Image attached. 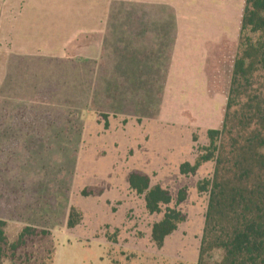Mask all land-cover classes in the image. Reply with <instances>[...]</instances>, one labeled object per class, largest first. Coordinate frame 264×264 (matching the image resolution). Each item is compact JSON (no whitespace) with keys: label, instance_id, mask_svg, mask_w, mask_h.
Wrapping results in <instances>:
<instances>
[{"label":"rangeland","instance_id":"1","mask_svg":"<svg viewBox=\"0 0 264 264\" xmlns=\"http://www.w3.org/2000/svg\"><path fill=\"white\" fill-rule=\"evenodd\" d=\"M38 44L0 41V219L8 242L24 226L47 235L30 237L14 262L7 251L2 264H195L208 199L197 184L212 177L214 162L188 176L179 165L193 163L206 131L221 125L231 49L206 88L171 94L162 118L140 126L100 104L102 63L75 54L82 42L63 46L61 56ZM192 110L203 119L189 122ZM131 171L166 189L169 206L185 216L160 248L150 230L162 213H148L129 188ZM180 189L185 199L175 204ZM70 207L81 220L67 228Z\"/></svg>","mask_w":264,"mask_h":264},{"label":"crops","instance_id":"2","mask_svg":"<svg viewBox=\"0 0 264 264\" xmlns=\"http://www.w3.org/2000/svg\"><path fill=\"white\" fill-rule=\"evenodd\" d=\"M243 5L244 0H0V41L36 42L57 56L63 46L82 42L75 54L102 63L100 104L145 126L162 118L171 94L206 88L208 74L223 71L219 65L230 49L231 72ZM198 111L185 114L189 122L197 121Z\"/></svg>","mask_w":264,"mask_h":264},{"label":"trees","instance_id":"3","mask_svg":"<svg viewBox=\"0 0 264 264\" xmlns=\"http://www.w3.org/2000/svg\"><path fill=\"white\" fill-rule=\"evenodd\" d=\"M206 137L208 144L196 148L194 162L179 165V173L188 176L202 163L214 162L212 177L197 184L208 199L195 264H264V0H244L222 122L219 128L208 129ZM127 181L143 197L148 213H162L150 230L152 242L160 248L185 216L169 206L168 191L150 185L146 174L131 171ZM184 199L180 189L175 204ZM80 220L70 207L67 228ZM4 228L0 219V264L7 251L14 262L30 237L47 235L24 226L8 242Z\"/></svg>","mask_w":264,"mask_h":264}]
</instances>
